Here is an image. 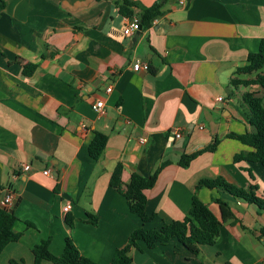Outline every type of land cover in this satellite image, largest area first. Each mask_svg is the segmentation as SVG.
<instances>
[{
    "label": "crops",
    "instance_id": "1",
    "mask_svg": "<svg viewBox=\"0 0 264 264\" xmlns=\"http://www.w3.org/2000/svg\"><path fill=\"white\" fill-rule=\"evenodd\" d=\"M131 1L123 14L121 0H4L0 200L12 194V229L21 235L4 247L0 264H33L31 248L44 239L59 255L68 234L82 255L111 264L115 250L143 225L109 183L117 162L124 183L132 172L150 176L159 168L145 191L146 213L155 216L147 228L184 217L194 193L218 218L217 199L233 214L197 255L175 238L153 248L138 242L130 264H264V209L221 188L196 190L200 179L220 176L239 187L255 185L264 198L262 165L234 162L251 148L227 137L251 128L241 101L247 88L232 87L230 79L264 37V0H163L160 16L134 41L123 33L125 24L160 0ZM135 62L149 69L134 71ZM30 63L36 68L24 75ZM95 101L103 102V114L92 110ZM95 132L107 135L98 160L88 153ZM215 136L220 142L213 152L179 165L181 155ZM24 164L31 168L24 171ZM46 168L50 175L42 173Z\"/></svg>",
    "mask_w": 264,
    "mask_h": 264
},
{
    "label": "trees",
    "instance_id": "2",
    "mask_svg": "<svg viewBox=\"0 0 264 264\" xmlns=\"http://www.w3.org/2000/svg\"><path fill=\"white\" fill-rule=\"evenodd\" d=\"M162 4L163 0H160L151 7L143 9L138 16L140 24L146 27L151 26L153 19L160 16ZM131 5H134L131 0H121L119 10L123 14H128V7ZM4 6V0H0V11ZM35 68L36 64L34 63L25 64L23 74L31 75ZM234 74L236 76L230 79V85L234 88L238 86L247 88L241 95V101L251 128L240 134L228 133L227 137L239 140L249 146L251 150L235 154L233 161L258 162L264 170V37L260 39L257 50L247 54L244 64L237 67ZM238 75L247 77L241 78ZM258 90H262L263 94L259 95ZM106 142V134L95 132L88 145L90 157L98 160L104 151ZM219 142L220 138L215 136L203 149L181 155L179 165L187 167L197 155L206 151L213 152ZM158 171L159 168L150 176L132 172L128 181L124 183L121 180L123 165L121 162H117L115 165L109 183L125 197L130 212L136 215L143 225L133 229L128 235L125 245L115 250L111 264H130L132 262L130 250L132 248L139 249L138 242H143L147 248H153L172 238H175L190 255H197L200 252V246L215 243L222 222L233 219L227 202L222 199L216 200L221 212V217L218 218L194 193L188 214L184 217L169 222L164 221L157 229L145 227V223L155 217L153 214L146 213L145 191L154 185ZM202 186L221 188L237 198L254 203L260 209H264V198L256 194L255 185H250L248 188L239 187L218 176L200 179L196 184V190ZM15 219L11 208H4L0 205V253L8 243L20 238L21 234L12 229ZM88 220L93 224L97 222V218L92 214H88ZM65 221L69 228L73 227L71 214L65 215ZM49 243V239H44L33 245L31 248L33 264H41L42 261H50L53 264H96L80 253L70 234L65 236L63 250L59 255L50 252ZM7 264H23V261L9 259Z\"/></svg>",
    "mask_w": 264,
    "mask_h": 264
},
{
    "label": "built area",
    "instance_id": "3",
    "mask_svg": "<svg viewBox=\"0 0 264 264\" xmlns=\"http://www.w3.org/2000/svg\"><path fill=\"white\" fill-rule=\"evenodd\" d=\"M156 20L153 19L152 23H154ZM141 24H140V20L137 16H131V19L127 21V23L125 24L124 28H123V33L127 36L133 35L135 33V31H137L140 28ZM132 69L134 71H138V70H148L149 66L147 63H140V62H135L132 65ZM111 90V86H107L106 91L109 92ZM222 98L219 97L218 100H221ZM91 108L94 112L98 113V114H103L104 113V104L102 101H95L91 104ZM180 130H178V132L175 134L176 137L180 136ZM139 141L141 143H144L146 141L145 138L141 137L139 138ZM31 167L29 164H24L22 166V169L24 171L29 170ZM42 173L44 175H50L51 174V169L50 168H46L42 171ZM13 204V196L11 193L6 194L1 200H0V205L4 208H10ZM71 208V203L70 202H66L64 205V211H68Z\"/></svg>",
    "mask_w": 264,
    "mask_h": 264
},
{
    "label": "water",
    "instance_id": "4",
    "mask_svg": "<svg viewBox=\"0 0 264 264\" xmlns=\"http://www.w3.org/2000/svg\"><path fill=\"white\" fill-rule=\"evenodd\" d=\"M141 28H142V25L140 26V28H139L137 31H135V33L133 34V39H132V41H134V38L137 37V36L139 35ZM10 211H11V210H10Z\"/></svg>",
    "mask_w": 264,
    "mask_h": 264
},
{
    "label": "rangeland",
    "instance_id": "5",
    "mask_svg": "<svg viewBox=\"0 0 264 264\" xmlns=\"http://www.w3.org/2000/svg\"><path fill=\"white\" fill-rule=\"evenodd\" d=\"M258 94L259 95L263 94L262 90H258Z\"/></svg>",
    "mask_w": 264,
    "mask_h": 264
}]
</instances>
